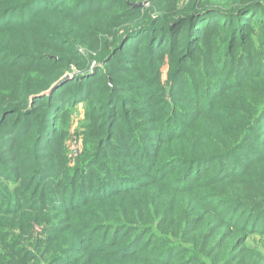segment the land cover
<instances>
[{
  "label": "rangeland",
  "instance_id": "374dc122",
  "mask_svg": "<svg viewBox=\"0 0 264 264\" xmlns=\"http://www.w3.org/2000/svg\"><path fill=\"white\" fill-rule=\"evenodd\" d=\"M261 105L264 0H0V264H264Z\"/></svg>",
  "mask_w": 264,
  "mask_h": 264
},
{
  "label": "trees",
  "instance_id": "16d2710c",
  "mask_svg": "<svg viewBox=\"0 0 264 264\" xmlns=\"http://www.w3.org/2000/svg\"><path fill=\"white\" fill-rule=\"evenodd\" d=\"M244 11H247V9L246 10H244ZM242 14H244V13H240L239 15H238V17L240 16V17H242ZM257 115L255 116V119H256V123H261L262 121L264 122V105L262 106L261 105V107L260 108H258V110H257ZM177 146H179V144H175V147H177ZM216 159V158H215ZM170 165H173L174 167H179L180 166V164L181 163H178L177 161H174V160H171V159H169V158H166L165 159Z\"/></svg>",
  "mask_w": 264,
  "mask_h": 264
},
{
  "label": "water",
  "instance_id": "95a60500",
  "mask_svg": "<svg viewBox=\"0 0 264 264\" xmlns=\"http://www.w3.org/2000/svg\"><path fill=\"white\" fill-rule=\"evenodd\" d=\"M136 5H137V6H141L142 3H138V4H136ZM60 83H62V80L56 82V83L53 85V88H54V87L56 88Z\"/></svg>",
  "mask_w": 264,
  "mask_h": 264
}]
</instances>
